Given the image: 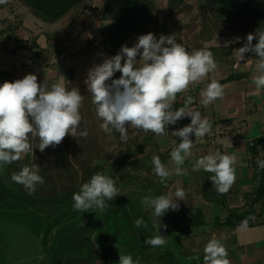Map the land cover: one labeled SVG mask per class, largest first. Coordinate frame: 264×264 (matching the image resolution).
Listing matches in <instances>:
<instances>
[{
    "label": "clouds",
    "instance_id": "1",
    "mask_svg": "<svg viewBox=\"0 0 264 264\" xmlns=\"http://www.w3.org/2000/svg\"><path fill=\"white\" fill-rule=\"evenodd\" d=\"M7 2L0 0V4ZM254 39L257 42L253 45ZM249 51L259 57L256 62L259 75L253 80L256 90L260 91L264 89V31L247 35L244 45L235 50L238 62ZM216 69V59L207 48L189 52L182 43H177L174 34H161L157 38L149 32L138 36L133 46L122 45L119 53L94 65L88 72L86 83L92 94L96 114L102 121L100 127L105 132L115 130L122 141L128 138L127 125L163 135L166 125H173L185 116L191 118L190 124L171 133L181 140L179 144L173 141L176 147L170 152L171 161L175 165L174 173L161 162L159 156L152 158L154 172L164 184L173 174L179 176L186 173L182 166L192 154L194 146L190 134L194 133L195 140L203 143L205 135L212 128L207 117H202L200 111L190 109L192 97H188L178 109L173 110L172 105L177 94L187 91L189 85L198 84ZM117 71L121 73L120 78L111 79ZM110 79L111 83H108ZM223 94V85L212 79L201 92L203 106L207 107ZM83 100L84 96L76 87L67 90L65 84L57 82L49 88L46 81L38 84L35 74L0 84V170L21 159L24 154L33 152L29 143L30 134L39 138L41 152L49 146L59 145L66 135L76 137L82 120L80 108ZM87 135L86 129L79 133L80 137ZM236 163L235 155L217 151L196 160L193 171L202 169L214 173L211 180L217 192L225 194L236 180ZM257 166L259 171H264V159H258ZM40 170L34 164L25 165L18 173H13L11 178L23 185L31 195L37 185L44 183V177L39 175ZM118 179L102 171L93 174L73 194L74 210L84 213L95 209L103 213L109 207L107 202L120 195L116 187ZM185 195L183 188H179L174 194L157 197L146 195L141 203L146 210H152L153 217L159 219L169 209L178 211L177 200H184ZM251 219L254 217L250 215L243 220L239 229L246 230ZM134 224L137 228L148 227L143 218L136 219ZM154 227L157 228V234L145 240L153 248L166 243V237L159 234V229L167 226L159 223L154 224ZM119 264H139V261H134L130 254H120ZM203 264H231L228 251L219 239L212 238L206 244Z\"/></svg>",
    "mask_w": 264,
    "mask_h": 264
},
{
    "label": "trees",
    "instance_id": "2",
    "mask_svg": "<svg viewBox=\"0 0 264 264\" xmlns=\"http://www.w3.org/2000/svg\"><path fill=\"white\" fill-rule=\"evenodd\" d=\"M188 1L191 0H165V6L162 10L158 7L156 0H106L103 10H101L102 13L99 17L96 16L100 23V39L98 41L92 38L87 44L92 45L94 48L102 47L112 57L120 52L122 45L126 46L129 40L137 39L140 35L149 32L157 38L161 34L165 36L172 35L174 28L183 25L181 24L182 19L187 15V8L190 5ZM91 2L92 0H9L6 4H0V10L8 8L13 13L16 10L21 12L20 9H25L42 25L51 26L61 23L64 27L68 26L69 30L64 37H61L62 39L56 32L45 34V39L48 40L49 44L41 49L36 43V38L31 42H24L16 36V33L23 27V20L20 16H15L13 20L0 21V42L13 44L10 54H15L18 49H22L33 51L34 57L38 60L44 59V55L54 54L56 56L62 50H59L57 46L58 39L65 44L64 49H66L67 45L73 43V40L68 38V33L73 34L74 42L79 38L80 28L77 23L86 15ZM263 3L264 0H201L198 4L199 9L205 8L208 12L203 16L201 41L212 40L213 37L210 35L211 30L209 28L217 31L221 36H242L239 41L223 48L208 47L207 49L212 51L214 57L217 56L219 59L229 57L234 47L244 45L248 34L264 31ZM160 15L161 24L158 21ZM256 42L254 39L252 41L253 45ZM249 55L252 60H259V57L253 52L249 51ZM32 60L37 62L34 58ZM245 75L230 73L218 81L224 85ZM120 76L121 73L117 71L111 79H118ZM2 79L3 83L5 81L12 82L13 76L2 74ZM182 106V104L174 102L172 109L175 110ZM154 135V133L146 135L138 144L133 152L137 154L136 158H134L133 153H127L124 154V156L126 155L125 159L119 160L117 165L111 167V171L106 169L104 165L84 171L83 174L80 173V183L78 185L75 182L72 183V186L57 184L56 187L60 188L57 192L39 191V193H36V190L30 195L23 185L14 182L11 178L13 173H18L28 163L27 160L21 158L5 165L0 170V200L11 198L14 201L21 202V204L35 207L44 215L48 226L52 227L69 218L71 219L75 215L73 194L78 192L81 185L87 182L93 174L102 171L113 178H119L116 187L120 190V195L108 201L109 207L106 212L102 213L106 224H110V233L118 236L119 251L130 254L134 261L140 259L139 264H203L201 254L192 256L193 258H186L182 247V241L190 236L191 231L195 233L204 229L202 211L193 208L189 187L182 182L179 176H171L164 184L160 182V178L154 172L153 156H159L166 167L172 161L168 151H159L154 142ZM261 142L262 139H258L249 142L247 145L254 190L251 193L242 195L239 206L228 207L227 195L230 193L229 191L225 194L218 192L200 193L203 202L218 205L228 211L224 221L219 223L221 226L232 229L237 228L250 215L254 219L248 221V228L264 225V175L258 170V155L256 152V146ZM147 147L148 149L145 150ZM39 175L44 177L45 181V173L39 172ZM179 188H183L186 193L184 200H177V203L182 205V209L178 211L169 209L159 219L153 217L151 215L152 210H146L141 203L142 198L146 195L157 197L167 193L174 194ZM129 194L133 197V202L130 203ZM122 199L127 203L123 204ZM38 200L40 201L39 207L34 204ZM138 218H143L148 227L137 228L134 221ZM88 223L92 225L91 222ZM122 223H124V231L122 229L116 230L115 226H121ZM159 223L167 226L159 229V234L166 237V243L163 246L153 248L147 245L145 240L157 234V228L154 227V224L159 225ZM82 233L83 228H81V225L76 232L70 233V241L64 248L63 254L82 251L83 242L80 240ZM75 237L80 242L77 245L72 243V239ZM33 249L37 251L36 253L39 252L36 244ZM36 253H33L31 257L39 255V253ZM62 253L54 254L50 259L44 260L47 263L51 260H58L63 257ZM53 264H60V262L55 261Z\"/></svg>",
    "mask_w": 264,
    "mask_h": 264
},
{
    "label": "rangeland",
    "instance_id": "3",
    "mask_svg": "<svg viewBox=\"0 0 264 264\" xmlns=\"http://www.w3.org/2000/svg\"><path fill=\"white\" fill-rule=\"evenodd\" d=\"M105 1L106 0H92L86 15L77 23L80 28L79 38L74 42L73 34L68 33V38L73 40V43L67 45L66 49H64L65 44L58 39L57 46L59 50H62H60L56 56L54 54L48 56L44 55V59L38 60V58L34 57L33 51L22 49H18L15 54H10L13 44H4L0 42V84L3 83L2 74H11L13 76V81L22 79L27 74H35L38 84L46 81L49 88L52 84L57 82L65 84L67 90L76 87L79 93L84 96L83 103L85 104L88 102L89 104V107L81 106L80 108L82 120L77 129L76 137L66 135L59 145L49 146L41 152L39 150V138L33 137L30 134L29 143L33 152L24 154L22 159L28 161L27 166H32L34 164L41 168L40 172L45 173V181L36 188V193H39V191L57 192L60 190V188L56 187L57 184L72 186V183L75 182V184L78 185L80 183V173L83 174L84 171L92 170L96 168V166L104 165L106 169H110L109 171H111L112 166L114 167L119 160L126 158L124 154L133 153L142 139L151 133L127 125L128 138L126 141H122L119 133L115 130L105 132L100 127L102 121L96 114L95 105L92 103V94L88 91L86 81L89 70L94 65L101 64L104 59L110 58L111 56L102 47L94 48L92 45H88L87 42L92 38L98 41L100 39V23L96 16L99 17L102 13L101 10H103ZM191 1H188L190 5H188L189 8H187V15L182 19L181 24L183 25H180L181 27L179 28H174L172 32V35L174 34L176 37L177 43H182L189 52L211 46L223 48L242 38L240 35L221 36L217 31L209 28V30H211L210 35L213 37L212 40L201 41L200 37L203 34V16L204 14H208V12L205 8L202 10L199 9L198 4H200L201 0ZM158 6H160V4ZM161 9L163 10L162 6ZM20 11L21 12L16 10L11 13L8 8L1 9L0 21L13 20L15 16H20L23 20V27L16 33V36L21 41L31 42L36 38V43L44 47L49 44L45 39V34L56 32V34L60 36V39H62L61 37H64L69 30L68 26L64 27L61 23H56L51 26L46 24L42 25L26 12L25 9H20ZM160 18L161 15L158 18L161 24L162 21ZM63 27L64 29H62ZM136 42L137 39H131L126 43V46L131 47ZM238 48H240V46L234 47L229 57L221 59L217 56L215 57L217 68L220 70L217 71L218 69H216L214 72H211L210 75H208L209 79L223 78L226 68H231L232 70L234 68H236V70H245L247 68L250 72L253 70L257 71L256 63L254 62L258 60H252L249 52L244 54V56L248 54L247 57H244L243 60L238 62L235 52ZM32 58L37 60V62L33 61ZM137 61H139V56H137ZM249 64H251V66ZM108 83H110V80ZM188 97H190L188 90L179 93L177 94L175 103L184 105ZM85 129L88 135L86 137H80L79 133ZM147 149L148 147L145 150ZM133 154L134 158H136L135 156L137 154ZM128 198L130 203L133 197L129 194ZM123 199L122 203L126 204L127 202H124ZM11 203H16L24 209L35 208L21 204V202L14 201L11 198L0 200V206L5 207ZM16 204H13L14 207H17ZM34 204L39 207L40 201L38 200ZM106 211L107 209L105 212ZM38 223L39 219L32 216V214H11L6 217H0V264H53L55 261L57 263L60 262V264H66L63 260L65 259V255L67 254L66 256H68L70 252L62 253V258L51 260L47 263L44 259H50L54 254L41 256L40 252H38L39 255L37 256L36 254L38 253H36L37 251L35 249L28 250L31 245L27 241H31L32 239L30 236L21 233L24 227L22 224H25V227L31 230L35 228ZM86 224L87 223L82 224L81 228H84ZM16 228L18 230L14 233L13 230H16ZM115 229H122L124 231V223H122L121 226H115ZM26 237H29L30 240H27ZM32 242L33 248L35 242L33 240ZM74 243L77 245L80 242L76 239ZM33 253H36V257H31ZM138 261L140 263V259H138Z\"/></svg>",
    "mask_w": 264,
    "mask_h": 264
},
{
    "label": "crops",
    "instance_id": "4",
    "mask_svg": "<svg viewBox=\"0 0 264 264\" xmlns=\"http://www.w3.org/2000/svg\"><path fill=\"white\" fill-rule=\"evenodd\" d=\"M156 3L157 5L160 4L158 6L160 9L161 6L163 8L165 6V0H156ZM45 47L39 46L41 49ZM246 55L248 56V54ZM249 65L251 66V64ZM224 72L223 78L230 73L246 75L224 84L223 96L207 107L202 104L201 92L211 82L212 78L209 79L207 76L198 84L189 85L187 89L189 96L192 97L190 109L200 111L202 117H207L212 128L211 132L205 135L203 143L195 140L194 133L190 134V139L194 142L192 154L182 166L186 169V173L179 175L182 182L189 187L193 208L202 211V221L204 222V229L195 233L191 231L190 236L182 241V247L186 258L197 254H201L203 258L204 248L208 241L217 238L226 247L231 264H264V225L247 228L243 231L239 227L232 229L219 225L226 218L228 211L218 205L203 202L200 196V193L204 192L217 193L216 185L211 180L214 173L202 169L193 171L194 163L203 155L217 151L222 154L235 155L237 157L236 180L227 195V205L232 208L241 204L242 195L254 190L247 153L249 142L262 139V142L256 146V152L258 159H264V89L257 91L253 80L259 73L256 70L250 72L247 68L245 70L226 68ZM82 106L89 107V104L88 102L82 103ZM190 122L191 118L185 116L173 125H166L165 134H155L154 142L159 151H168L170 155V152L176 147L173 141L177 144L181 142L179 137L172 136L171 133L190 124ZM210 142H213L214 145H211ZM168 169L174 173L175 165L173 162L168 166ZM261 172L264 175V171ZM180 209H182V205H179ZM88 222H91L92 225ZM88 222H86L82 237H80L83 242L82 251L70 252L68 256L66 254L63 261L66 264H119V255L124 253L119 251L118 236L111 234L110 228L100 233L103 228L98 224V220ZM104 226H108L105 220ZM94 230H97L98 233L95 240L93 239ZM76 239L77 237L72 239L73 244H75Z\"/></svg>",
    "mask_w": 264,
    "mask_h": 264
},
{
    "label": "water",
    "instance_id": "5",
    "mask_svg": "<svg viewBox=\"0 0 264 264\" xmlns=\"http://www.w3.org/2000/svg\"><path fill=\"white\" fill-rule=\"evenodd\" d=\"M11 203L8 206H0V217H6L11 214H32V216L39 219L37 226L31 230L35 231L36 237V246L41 253V255L48 254H60L63 252L66 245L70 241V233L76 232L78 227L88 221L98 220L103 230L100 233H103L104 230H109V226H104V218L102 213L95 209H90L88 212L80 213L77 211L72 218L63 221L58 226L54 227L51 231L45 220V217L40 211L36 208L24 209L20 205L16 204L17 207H14ZM112 219L110 218V221ZM26 226L25 224H22ZM97 230H94L93 237L96 236ZM54 246L53 248H51ZM124 253V252H123Z\"/></svg>",
    "mask_w": 264,
    "mask_h": 264
},
{
    "label": "flooded vegetation",
    "instance_id": "6",
    "mask_svg": "<svg viewBox=\"0 0 264 264\" xmlns=\"http://www.w3.org/2000/svg\"><path fill=\"white\" fill-rule=\"evenodd\" d=\"M61 224V223H60ZM59 224H57V225H55V226H52V227H50L49 226V228H50V231L54 228V227H56V226H58ZM17 227V226H16ZM17 228H16V230H13V232L15 233V232H17ZM21 233L22 234H25L26 236H30V238L35 242V244H36V237H35V233H34V231L33 230H28V228L27 227H23L22 228V230H21ZM30 238L29 237H26V239L27 240H30ZM32 240L31 241H27L31 246L28 248V250H31V249H33L32 248V245H33V242H32ZM54 246H52L51 248H53ZM42 256V255H41Z\"/></svg>",
    "mask_w": 264,
    "mask_h": 264
},
{
    "label": "built area",
    "instance_id": "7",
    "mask_svg": "<svg viewBox=\"0 0 264 264\" xmlns=\"http://www.w3.org/2000/svg\"><path fill=\"white\" fill-rule=\"evenodd\" d=\"M210 144H211V145H214V143H213V142H210Z\"/></svg>",
    "mask_w": 264,
    "mask_h": 264
}]
</instances>
